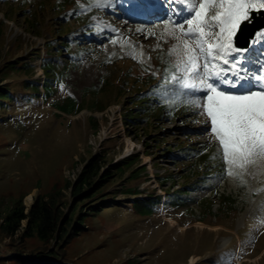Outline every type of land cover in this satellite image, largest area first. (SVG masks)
<instances>
[{
  "label": "rangeland",
  "instance_id": "1",
  "mask_svg": "<svg viewBox=\"0 0 264 264\" xmlns=\"http://www.w3.org/2000/svg\"><path fill=\"white\" fill-rule=\"evenodd\" d=\"M70 1L79 16L64 19L55 0L0 1V86L14 89L17 97L0 111V226L21 199L27 208L38 196L49 201L60 192V203L71 199V186L91 158L101 159L102 171L127 155L138 162L97 196L105 204L101 212L87 216L84 229L60 244L0 230V260L17 264L22 253L46 256L55 249L58 259L51 264H264V159L234 167L229 175L210 121L186 102L180 115L154 125L138 130L125 125L128 98L148 74L161 75L164 63H175L168 49L176 41L164 21L180 6L153 0L164 12L141 22L135 17L147 11L143 1L104 0V7L90 6L87 13L85 0ZM126 38L141 43L148 57L134 56ZM252 44L258 53L249 47L244 56L255 75L264 72V47L254 39ZM44 55L55 57L65 74L52 95L44 97L42 90L36 99L25 85L36 81L43 89ZM6 61L29 63L33 73L7 69ZM67 98L81 112L60 111L57 104ZM178 146L192 148V154L186 158L189 151ZM193 184L201 189L189 196L182 192ZM179 193L184 204L170 206ZM147 196L159 199V207L152 216H140L133 202Z\"/></svg>",
  "mask_w": 264,
  "mask_h": 264
},
{
  "label": "snow or ice",
  "instance_id": "2",
  "mask_svg": "<svg viewBox=\"0 0 264 264\" xmlns=\"http://www.w3.org/2000/svg\"><path fill=\"white\" fill-rule=\"evenodd\" d=\"M173 2L180 7L164 23L176 41L168 56L176 60L165 69L166 78L184 102L202 109L232 175V168L264 159V72L250 74L244 56L249 48L238 45L255 13L264 18V0ZM91 6L105 2L94 0ZM254 41L264 47V29L254 33Z\"/></svg>",
  "mask_w": 264,
  "mask_h": 264
},
{
  "label": "trees",
  "instance_id": "3",
  "mask_svg": "<svg viewBox=\"0 0 264 264\" xmlns=\"http://www.w3.org/2000/svg\"><path fill=\"white\" fill-rule=\"evenodd\" d=\"M0 1L9 2L12 0ZM91 3L92 0H85L84 4L87 8L84 9L85 13L90 10ZM55 5L64 8L62 19L70 14H74L75 17L77 15L79 16L77 8L71 6L70 0H55ZM70 6L71 8H68ZM66 9H68V11ZM67 40L72 39L68 37ZM2 42L3 31L0 27V59L3 57ZM48 47L51 48L52 44H49ZM52 48L55 49L56 47ZM72 56L71 58H73ZM6 64H10V66ZM6 64L5 67L7 69H25L26 74L29 73V67L32 66L29 63L27 65L22 63L11 65V62L8 61H6ZM170 64L172 63L169 61L164 63L161 75L154 76L148 74L143 85L140 87L141 89H138V91L126 101L127 107L124 108L123 117L128 130L130 127H134L138 130L143 128L146 123L148 125H154L155 121H161L171 116L175 117L182 113L183 110L181 108H183V106L185 108L186 106L184 102L185 99L178 95V91L174 88V85L166 78L170 74L166 73L165 69L168 68ZM2 67L4 66L0 68ZM42 69L45 77L43 89L40 88L36 81L28 82L25 85L36 94L33 97L36 99H39L38 96L42 93V90L45 93L44 97L52 95L56 89L54 84L62 83L64 79V67L62 69L60 65L56 63L55 57L44 55L42 58ZM31 73H33V70L29 74ZM13 91L15 90L0 86V111L2 108H6L4 106L8 100L16 102L17 97L12 95ZM57 107L60 111L69 115L81 112V106L72 98H67L64 103L57 104ZM177 148H179L178 150L181 152L189 151L186 158H188L193 151L192 148L188 146H178ZM203 155L205 156L203 159L204 162L208 164L207 158H210L209 155H206L205 152ZM135 159L136 156L129 155L112 165H108V167L102 171V166L99 162L101 159L99 157L91 158L78 175L77 180L74 181L71 186V199H66V201L60 203V192L53 194L49 201L44 196H38L35 203L30 208H27L23 199H21L10 209L3 224L0 226V230L10 237H15L22 232L23 234L20 236L21 239L37 238L45 244H60L66 241L68 237L75 234V231L84 229L87 224V216L101 212V208H103L105 204H99L97 196L100 195L103 189L113 181L118 174H123L131 170L138 162V159L137 161ZM216 167L218 168V165ZM136 175L137 172H133L131 178H134ZM200 189L201 187L199 185L193 184L189 187H185L182 192H185L189 196L191 192H197ZM136 195L138 196L139 194L137 193ZM171 197L172 199L169 201L170 206L179 207L181 203L184 204L181 193L172 195ZM227 200H231V198ZM87 202L90 203L84 208ZM106 202L109 203L110 201L108 200ZM159 204V199H151V197L147 196L145 198H137L136 201L133 202V208L140 216H152L156 213V208L159 207ZM24 223H26L25 226ZM43 255L44 253H38L36 255H25L22 253V256L20 254V257H15L14 261H16L17 264H51V260L57 261L58 259V253L55 249L49 251L48 255ZM4 261L0 260V264H5L3 263Z\"/></svg>",
  "mask_w": 264,
  "mask_h": 264
},
{
  "label": "water",
  "instance_id": "4",
  "mask_svg": "<svg viewBox=\"0 0 264 264\" xmlns=\"http://www.w3.org/2000/svg\"><path fill=\"white\" fill-rule=\"evenodd\" d=\"M256 19L251 25L244 29L242 35H239L238 45L241 48L250 47L252 40L254 39V33L258 29H264V18L261 17L260 13H255Z\"/></svg>",
  "mask_w": 264,
  "mask_h": 264
},
{
  "label": "bare ground",
  "instance_id": "5",
  "mask_svg": "<svg viewBox=\"0 0 264 264\" xmlns=\"http://www.w3.org/2000/svg\"><path fill=\"white\" fill-rule=\"evenodd\" d=\"M138 18L139 17H143L144 14H139L137 13ZM124 45H132L134 48V56L138 57V58H144L146 59V57H148V52L146 50V48L139 42L133 40V39H125L124 41ZM133 144V143H132ZM129 149V148H128ZM30 198V197H29Z\"/></svg>",
  "mask_w": 264,
  "mask_h": 264
}]
</instances>
